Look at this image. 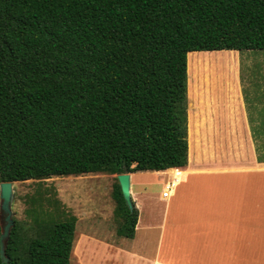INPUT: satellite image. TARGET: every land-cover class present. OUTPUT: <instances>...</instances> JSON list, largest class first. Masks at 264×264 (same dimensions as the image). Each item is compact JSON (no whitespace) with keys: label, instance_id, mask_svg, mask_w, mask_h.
Listing matches in <instances>:
<instances>
[{"label":"trees","instance_id":"obj_1","mask_svg":"<svg viewBox=\"0 0 264 264\" xmlns=\"http://www.w3.org/2000/svg\"><path fill=\"white\" fill-rule=\"evenodd\" d=\"M223 50H264V0H0V183L185 167L187 55ZM28 201L3 264H69L76 217Z\"/></svg>","mask_w":264,"mask_h":264},{"label":"crops","instance_id":"obj_2","mask_svg":"<svg viewBox=\"0 0 264 264\" xmlns=\"http://www.w3.org/2000/svg\"><path fill=\"white\" fill-rule=\"evenodd\" d=\"M218 52L200 53L232 57L222 75L203 72L204 62L194 80L187 73V165L131 174L135 233L157 232L148 264H264V163L255 162L252 144L264 135L257 121L264 111V56L255 62L243 55V71L240 51ZM141 176H154L144 196L162 203L161 217L149 227L140 217ZM166 186L170 193L162 198Z\"/></svg>","mask_w":264,"mask_h":264},{"label":"rangeland","instance_id":"obj_3","mask_svg":"<svg viewBox=\"0 0 264 264\" xmlns=\"http://www.w3.org/2000/svg\"><path fill=\"white\" fill-rule=\"evenodd\" d=\"M241 53L240 66L243 71L246 69L245 57L256 62L260 56H264V50H252L250 54ZM243 55L248 56L244 57ZM198 62H204L203 72L220 76L223 67L233 63L234 60L232 57L191 52L187 55L189 81L194 80V76L199 70ZM259 120L264 123V111L259 113L257 121ZM257 137L259 139L252 143L255 162H258L259 156H264V135ZM174 176L178 178V172ZM139 179L140 187L138 189L141 190L145 187V190L140 191L143 200V204L139 205L140 217L149 220V227L154 217H161L162 203L157 200L154 202L144 196V193L149 192L148 184L154 179V176H141ZM161 179L163 182L165 181V177H161ZM162 181H159V185L162 184ZM116 182V175L102 173L52 177L42 181L14 182L12 218L20 222L25 221L26 210L31 206L28 199L42 195L51 201V205L44 204L46 210L57 208L65 215H73L77 219L69 264H148L147 259L156 256L157 232L156 230L139 229L136 230L135 237L132 239L116 235L117 221L113 215L115 202L112 199ZM131 182L134 183V178L131 179ZM136 189L133 184L131 192H135ZM53 202H57V205H53ZM136 209L139 213L138 208Z\"/></svg>","mask_w":264,"mask_h":264},{"label":"water","instance_id":"obj_4","mask_svg":"<svg viewBox=\"0 0 264 264\" xmlns=\"http://www.w3.org/2000/svg\"><path fill=\"white\" fill-rule=\"evenodd\" d=\"M116 179L120 188L123 200L129 210H132L134 205L130 196L131 174L124 173L116 175ZM12 199H13V183H0V260L1 264L7 263L8 259L5 256V247L10 236V231L13 227L12 219Z\"/></svg>","mask_w":264,"mask_h":264},{"label":"built area","instance_id":"obj_5","mask_svg":"<svg viewBox=\"0 0 264 264\" xmlns=\"http://www.w3.org/2000/svg\"><path fill=\"white\" fill-rule=\"evenodd\" d=\"M169 193H170V187L166 186L165 190L161 194V197L162 198H167L169 196Z\"/></svg>","mask_w":264,"mask_h":264},{"label":"bare ground","instance_id":"obj_6","mask_svg":"<svg viewBox=\"0 0 264 264\" xmlns=\"http://www.w3.org/2000/svg\"><path fill=\"white\" fill-rule=\"evenodd\" d=\"M174 179H175V181H176L177 177H174Z\"/></svg>","mask_w":264,"mask_h":264}]
</instances>
